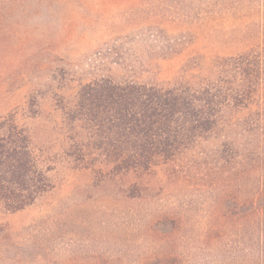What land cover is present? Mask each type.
<instances>
[{
	"label": "rangeland",
	"instance_id": "374dc122",
	"mask_svg": "<svg viewBox=\"0 0 264 264\" xmlns=\"http://www.w3.org/2000/svg\"><path fill=\"white\" fill-rule=\"evenodd\" d=\"M236 10L245 15H224ZM263 36L264 0H32L1 10L0 117L28 129L53 189L23 211L0 209V264H167L168 249L182 264H264V233L222 207L264 180L263 168L245 166L236 177L237 149L225 146L247 148L256 108L227 111V127L173 162L117 175L70 155L88 135L63 111L94 79L212 78L217 57Z\"/></svg>",
	"mask_w": 264,
	"mask_h": 264
},
{
	"label": "trees",
	"instance_id": "16d2710c",
	"mask_svg": "<svg viewBox=\"0 0 264 264\" xmlns=\"http://www.w3.org/2000/svg\"><path fill=\"white\" fill-rule=\"evenodd\" d=\"M31 1L0 0V11L24 8ZM224 15L244 16L245 12ZM251 43L244 37L239 42L243 49L217 57L212 78L191 77L170 85L100 78L82 84L74 106L63 111L70 122L81 125L88 138L83 144L74 143L70 155L87 163L86 168L96 169L97 164L109 174L149 171L173 162L227 127V111L256 108L251 116L257 118L246 124L255 130L247 148L225 146L237 149L230 160L236 177L244 166L251 172L264 169V105L257 101L264 77V36ZM252 187L248 200H239L237 193L232 204L225 200L222 207L235 222L245 217L253 231L264 233V180ZM52 189L28 129L14 114L0 117V209L23 211ZM167 264H182V260L168 249Z\"/></svg>",
	"mask_w": 264,
	"mask_h": 264
}]
</instances>
